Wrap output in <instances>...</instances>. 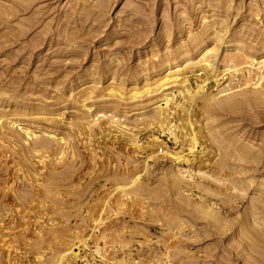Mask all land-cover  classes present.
<instances>
[{"label":"rangeland","instance_id":"374dc122","mask_svg":"<svg viewBox=\"0 0 264 264\" xmlns=\"http://www.w3.org/2000/svg\"><path fill=\"white\" fill-rule=\"evenodd\" d=\"M0 264H264V0H0Z\"/></svg>","mask_w":264,"mask_h":264}]
</instances>
